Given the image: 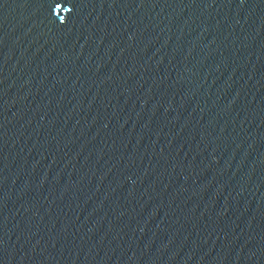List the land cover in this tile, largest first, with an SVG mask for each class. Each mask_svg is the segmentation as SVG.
Returning a JSON list of instances; mask_svg holds the SVG:
<instances>
[{
    "label": "water",
    "instance_id": "95a60500",
    "mask_svg": "<svg viewBox=\"0 0 264 264\" xmlns=\"http://www.w3.org/2000/svg\"><path fill=\"white\" fill-rule=\"evenodd\" d=\"M0 264H264V0H0Z\"/></svg>",
    "mask_w": 264,
    "mask_h": 264
}]
</instances>
